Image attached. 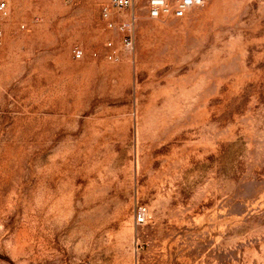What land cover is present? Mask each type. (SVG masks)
Returning a JSON list of instances; mask_svg holds the SVG:
<instances>
[{
    "label": "rangeland",
    "instance_id": "rangeland-1",
    "mask_svg": "<svg viewBox=\"0 0 264 264\" xmlns=\"http://www.w3.org/2000/svg\"><path fill=\"white\" fill-rule=\"evenodd\" d=\"M0 1V264H264V0Z\"/></svg>",
    "mask_w": 264,
    "mask_h": 264
},
{
    "label": "built area",
    "instance_id": "built-area-1",
    "mask_svg": "<svg viewBox=\"0 0 264 264\" xmlns=\"http://www.w3.org/2000/svg\"><path fill=\"white\" fill-rule=\"evenodd\" d=\"M143 3L147 15L153 19H162L167 17L181 18L189 11L203 4V0H109L108 4L101 9V17L104 19L108 28H116L123 33V44L126 48L133 46L134 24L136 17L133 9ZM129 16H123L124 12L129 11ZM0 11L6 13V3L0 1ZM1 45V33H0ZM106 47L112 46V41L105 43ZM73 55L79 59L83 57V50L76 46L73 48ZM105 57L109 60H115L117 55L114 51H106ZM134 223L140 225L145 222L147 209L144 205H138L134 211ZM134 264H148L147 262H136Z\"/></svg>",
    "mask_w": 264,
    "mask_h": 264
}]
</instances>
